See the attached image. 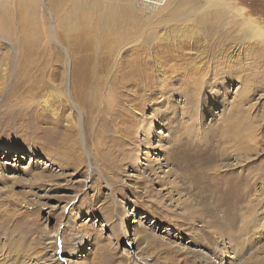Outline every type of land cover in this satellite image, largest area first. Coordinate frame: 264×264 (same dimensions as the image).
I'll return each mask as SVG.
<instances>
[{
	"label": "rangeland",
	"instance_id": "374dc122",
	"mask_svg": "<svg viewBox=\"0 0 264 264\" xmlns=\"http://www.w3.org/2000/svg\"><path fill=\"white\" fill-rule=\"evenodd\" d=\"M215 1L0 0V264L264 260L197 233L173 153H217L211 196L264 231V0Z\"/></svg>",
	"mask_w": 264,
	"mask_h": 264
},
{
	"label": "bare ground",
	"instance_id": "6f19581e",
	"mask_svg": "<svg viewBox=\"0 0 264 264\" xmlns=\"http://www.w3.org/2000/svg\"><path fill=\"white\" fill-rule=\"evenodd\" d=\"M167 2H168V0H166L162 6H159L157 8H150V10L161 8ZM207 3H211V5H213V6H216V4H219L215 0H207ZM197 143L198 142H196V146H195L196 150L195 151H194L193 146L192 147H190V146L186 147L187 146L186 145L185 147L187 148V151L184 152L183 154H181V153L186 148H182V146H180V147L178 146L177 148L174 149V152H173L174 155L177 154V160H178L177 165H178V167L185 170L186 172L187 171L189 173L193 172V173H196V175H199V178H197L198 179L197 186L198 185H201L200 187L204 186L203 191L197 193V196L199 198L204 199L206 202L205 207H204V211L198 217H199V221L203 222L205 228H210V232H208V231L205 232V229L201 228V229L197 230L198 231L197 233H204L205 237H207V239L210 241L212 240V243H214V244H216V243L219 244L221 241L227 240L228 249H226V250H230L236 256L237 255L240 256L241 254H244L250 248L249 247L250 245H253V243H255V242L251 243L253 240V238H252L253 236L255 238H257L256 235L260 233L259 235L261 237L262 236L264 237L263 227H261V228L256 227L254 229L253 224H254V220H255L254 218L255 217L250 215L251 212H247L244 215L241 214L243 216L242 222L244 223V225L241 226L238 230H236V226H237L236 224L239 221V215H237V212L234 210V207L236 206V202L233 199L234 197H232L231 195L222 196V194L216 195V196H211V195L215 194L216 191L218 190V188L220 187V185H221V182H219L220 178H218V177L211 178L210 176H208L206 178L202 177L203 170L206 169L207 164H210L211 162L216 160V158H217L216 154L217 153L216 154L213 153L211 156L209 155V157H204L206 152H207V149L201 148L199 145H197ZM198 147H200L201 149L199 150ZM188 153L190 154V156ZM197 154H198V157H197ZM197 170H199V171H197ZM208 187H210V188H208ZM213 188H215L216 190H214ZM208 189H211V190L213 189L212 191H214V192H212L211 194H207ZM228 194H230V193H228ZM221 207H223V211L226 214L230 215L229 220H227L226 224L223 227H221L222 222H223L222 216L219 215V213H218V209H220ZM207 214L211 215V216L209 215L211 217V221L208 222L209 224L207 223V221L205 222V220H204V219H206L205 215H207ZM235 215H237V216L235 217ZM192 220L196 221L197 219H192ZM131 223H132V221L129 220L128 225H126L125 227H130ZM258 223L260 224L261 220H258ZM259 226H261V224ZM236 232H239L238 237L233 236V234H235ZM147 239L148 238L144 237V235H143V237H141V240H143V241L148 242L149 240H147ZM248 239H249V241L247 243ZM254 264H264V260L256 261V262H254Z\"/></svg>",
	"mask_w": 264,
	"mask_h": 264
},
{
	"label": "built area",
	"instance_id": "2783aa9c",
	"mask_svg": "<svg viewBox=\"0 0 264 264\" xmlns=\"http://www.w3.org/2000/svg\"><path fill=\"white\" fill-rule=\"evenodd\" d=\"M136 4L142 8L150 9L162 6L166 0H135Z\"/></svg>",
	"mask_w": 264,
	"mask_h": 264
}]
</instances>
